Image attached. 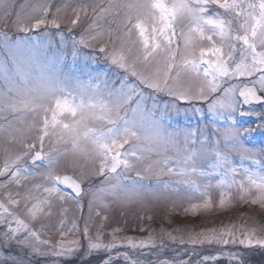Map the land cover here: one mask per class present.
Masks as SVG:
<instances>
[{
  "label": "snow or ice",
  "instance_id": "6c2138e0",
  "mask_svg": "<svg viewBox=\"0 0 264 264\" xmlns=\"http://www.w3.org/2000/svg\"><path fill=\"white\" fill-rule=\"evenodd\" d=\"M213 5L233 14L238 30L233 28L231 20L211 12ZM36 10L43 15L35 19L32 29L49 23L59 28L55 20H47L48 5H38ZM92 10L94 18L85 30L91 35L82 34L79 39L72 37L71 64H65V53L47 56L42 51L51 41L41 43L39 38L27 36L16 37L13 41L6 33L0 34V46L11 60V68L0 62V132H7L8 139L18 142L24 149L13 158H6L0 167V177H8L0 183V188L9 184L20 186L30 177H42L46 183L36 184L34 188L47 195L44 199L35 198L36 203L27 209L33 220L44 213L45 207H51L50 197L60 201L70 197L69 192L62 189H70V198L78 202L83 193L81 182L69 175L55 174L54 167L68 151L66 148L62 152L58 145L70 143L73 153L98 162L95 175L102 177V184L106 186L97 192L112 195L122 203L145 195L160 199L169 191L179 193L181 186L200 192V185L192 179L194 176L209 180L220 177L217 187L238 185L242 193L255 189L258 196L253 202L264 200V160L255 159L252 149L242 147L244 139L257 129L264 132V113L255 111V106H264V96L259 94L264 93V0H172L171 3L166 0H128L119 4L108 0L106 4L94 5ZM74 11L76 18L71 21L72 25L79 22L80 11L87 14L84 7ZM110 16L120 19L109 21L116 24L115 29L109 27L107 30L109 41L115 43L118 38L120 44L109 50L102 43L99 52L105 54L111 66L124 73L115 79H109L106 70L94 72L88 62H94L95 56L82 55L81 47H78L86 48L91 41L102 38L105 29L100 21ZM178 21H187L186 29L181 28L179 33L176 29ZM17 23L19 31H29L20 22L19 15ZM205 40L208 47H197L198 41ZM60 41V48H65L63 34H60ZM237 44H240L239 48ZM161 96L169 99L161 100ZM197 103L207 104V116ZM29 114L33 119L27 122V127H17L25 125ZM66 115L71 117L70 121L63 119ZM37 116H40L39 123L35 119ZM237 116H255L260 123L255 127H242ZM181 120L185 123L181 124ZM205 120L212 124L211 133L207 131V124H201ZM33 128L37 134L29 142L25 132ZM221 137L224 148L240 152L239 166L234 164L228 152L220 150ZM46 140L51 145L47 150ZM82 144L89 145L90 152ZM209 144H212L211 148L207 147ZM126 145L130 147L126 149ZM259 153L264 155V149ZM153 155L156 159H151ZM208 156L214 161L207 169L198 168L197 159ZM26 159L28 165H41L44 171L34 172L29 166H21ZM144 160L149 161L144 173L182 179L164 182L157 179L156 184L162 183L163 187L152 188L142 183L144 176L140 171L136 172L135 178L125 175L135 169L137 162ZM244 160H250L253 167H245ZM238 175H243L244 179L237 180ZM113 180L115 183H108ZM211 186L209 183L204 187ZM6 195L9 205L19 203L11 193ZM25 199L33 197L26 196ZM226 203L225 195L221 193L220 205ZM91 204L92 201L90 207ZM210 206L211 201L205 200L203 205H192L191 210ZM0 226H5L0 233V241L5 246L15 243L29 248L32 255H42L39 246L49 244L2 202ZM84 235L87 238V226ZM168 235L173 242L176 240ZM225 237H231L233 243L236 241L231 230L199 234L190 239L193 244L197 241L228 244ZM253 240V234L247 233L239 243L251 247ZM126 241L123 245L104 244L97 235L95 241H89L88 252L107 249L109 254L102 258L101 264H113L121 255L128 264H141L128 253L113 256L112 252L117 247L144 249L156 246L151 238L140 241L126 238ZM255 244L264 247V240L256 239ZM78 246L79 241L75 240L60 242L48 254L56 257L71 255L79 250ZM208 259L210 257H204V260ZM159 264L169 262L160 261ZM178 264L191 262L181 260Z\"/></svg>",
  "mask_w": 264,
  "mask_h": 264
},
{
  "label": "rangeland",
  "instance_id": "374dc122",
  "mask_svg": "<svg viewBox=\"0 0 264 264\" xmlns=\"http://www.w3.org/2000/svg\"><path fill=\"white\" fill-rule=\"evenodd\" d=\"M108 0H0V34H7L14 41L16 37L25 38L26 36L37 37L41 43L51 41L46 49H43L47 56L65 53L67 58L65 64H71L72 37H79L83 34L86 37L91 33L85 31L91 23L93 16V6L101 3L106 4ZM114 4L128 2V0H112ZM171 3L172 0H166ZM256 2V0H252ZM45 4L50 7L47 20H55L59 24V28L54 27L51 23L40 25L36 29H32V25L37 18H41L43 13L36 10L38 5ZM81 7L86 8L79 12V22L72 25L71 21L76 18L74 9ZM59 10V11H58ZM211 12L219 13L223 18L231 20L234 29L238 30V22L231 13L212 6ZM210 12V14H211ZM6 13H9L7 16ZM20 22L29 29L27 33L18 29L17 16ZM120 18L110 16L106 20L100 21L105 32L102 38L91 41L88 47H81V54L95 56V61H89L94 72L107 71L109 79H115L117 75L123 76L121 70L111 66L105 59V54L99 52V47L103 43L109 50L118 47L120 40L117 38L115 43L109 41L108 28H116V24H110L109 21L119 20ZM243 18L241 17V22ZM187 27V21H178L176 24L177 33L181 28ZM48 33V36H44ZM60 34H63L66 47L60 48ZM119 35V33H117ZM2 38V36H0ZM135 38V37H133ZM215 39V37H214ZM208 41H198L197 47H208ZM240 47V44H237ZM135 51V50H134ZM198 54V53H197ZM237 53V58H238ZM0 62H3L8 68H11V60L7 51L0 46ZM79 63H83L80 61ZM137 67H140L139 65ZM87 79V77H82ZM2 84V81H0ZM264 95V93H261ZM161 100H168L167 96H161ZM197 107H201L207 116V104L197 103ZM188 107V105H182ZM255 111L264 113V106H255ZM50 115V113H49ZM33 119L29 114L26 118L25 125H16L17 127H27V122ZM37 123L40 116L36 118ZM67 122L71 120L70 116H64ZM244 120L240 119L242 127H255L260 121L255 117L245 116ZM237 120L238 116H237ZM185 123L181 120V124ZM193 126L196 121L193 120ZM219 123V122H217ZM202 125L207 124L208 133L212 131V124L205 120ZM37 134L36 128L30 132H25V138L31 142ZM219 135V133H217ZM211 140V137H210ZM49 141H45V150L50 147ZM39 143L36 148L39 150ZM58 147L63 152L68 149L67 154L62 156L55 167V174H68L79 180L82 184L83 193L79 201L70 197L64 201H60L56 197H50L51 207H45L43 214H38L35 220L28 215L27 209L36 203L35 198L44 199L47 194L42 190H36L34 185L45 184L46 182L40 176L30 177L27 181H22L20 186L9 184L5 188H0V202L6 204L9 210L14 212L21 219L25 220L30 227L40 234L42 240L49 241L48 245H40L42 255H32L29 248L21 247L15 243L5 246L0 241V264H100L102 258L107 256L108 250L102 249L99 252H88L89 241H95L97 235L104 244L116 243L126 244V238L135 241L148 240L151 238L155 242V247L150 248H129L117 247L113 250L112 255L117 253H128L133 260H139L141 264H159L160 260L165 258L169 264H178L179 261H190L191 264H264V247L255 244L256 239L264 240V200H253L258 196L255 189L241 192L239 186L232 188H220L216 186L220 177L208 178L194 176L200 185L201 191L194 192L181 186L179 193L169 191L164 193L160 199H154L151 195H145L141 198L122 203L116 197L105 193L97 192V189L105 187L102 184V177L95 175L98 169V162L92 159H86L83 155H77L71 151V144H61ZM90 152L89 145H83ZM126 145L125 148H129ZM199 147V145H197ZM211 148L212 144L207 145ZM243 148L252 149L255 153L254 158L264 160V155L259 153L260 149H264V132L257 131L250 137L244 139ZM219 148L221 151L228 152L234 164H241L240 152L224 148V140L220 138ZM24 149L16 141L8 139L7 132H0V167H3L6 158H13L17 154L23 152ZM151 159H156L153 155ZM214 158L208 156L205 159H197L196 166L198 168L207 169L208 164L212 163ZM149 163L144 160L136 163L133 170L125 173V175L135 178L136 172L140 171L144 176L142 183L152 188H162L163 184H156L157 179L161 182L175 181L182 179L178 176L149 175L144 173V168ZM245 167H253L250 160H244ZM21 166H29L34 172H42L44 168L41 165L35 167L27 164V159ZM171 166V165H170ZM242 171V169H241ZM7 175L0 177V183L7 180ZM237 180H243V175H238ZM108 183H115L109 181ZM211 183V187L205 189V185ZM175 187V185H173ZM245 187L248 188L245 181ZM206 192V195H201ZM8 193H11L13 199L19 201L15 206L9 205L7 200ZM19 193V195H17ZM221 193H224L227 203L220 205ZM26 196L33 199H25ZM205 200L211 201L210 207H200L195 211L191 210L192 205H203ZM92 201L91 207L89 202ZM99 213V214H97ZM63 222V224L61 223ZM73 225L76 227L73 228ZM15 226V225H13ZM87 226L88 236L84 235V229ZM5 226H0V233L4 231ZM231 230L235 233L236 241L233 243L231 237H225L229 240L228 244L204 242L193 244L190 237H196L199 234H212L221 231ZM64 233L62 236L61 233ZM253 234V246L246 247L239 243L240 239H244L245 234ZM176 237L173 242L169 235ZM115 237V240L113 239ZM79 241L78 251L62 257L50 255L53 248L60 242ZM181 240L184 242L181 243ZM235 254V255H232ZM210 257L204 260V257ZM211 257H215L212 259ZM87 258V259H86ZM113 264H128L121 257L114 259Z\"/></svg>",
  "mask_w": 264,
  "mask_h": 264
},
{
  "label": "water",
  "instance_id": "95a60500",
  "mask_svg": "<svg viewBox=\"0 0 264 264\" xmlns=\"http://www.w3.org/2000/svg\"><path fill=\"white\" fill-rule=\"evenodd\" d=\"M63 175H68V174H63ZM63 175H61V176H63ZM70 176V175H69ZM75 179V178H74ZM70 190V189H69ZM71 191V190H70Z\"/></svg>",
  "mask_w": 264,
  "mask_h": 264
}]
</instances>
